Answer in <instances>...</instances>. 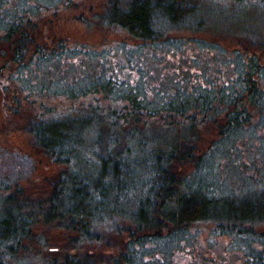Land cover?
<instances>
[{
    "label": "rangeland",
    "instance_id": "374dc122",
    "mask_svg": "<svg viewBox=\"0 0 264 264\" xmlns=\"http://www.w3.org/2000/svg\"><path fill=\"white\" fill-rule=\"evenodd\" d=\"M117 1L9 0V5L14 7V10L38 7L36 9L39 11L38 16L36 14V17H33L30 25L35 27L32 34L36 44L40 46L50 44V51L57 50L59 44H64L71 51L67 53L62 64L55 61L52 66L49 63L36 66L35 69L43 76L46 73L48 75L50 70L49 76H44L40 83H45L48 77L52 81L51 85L59 81L65 85L70 81L71 87L78 89L85 84L87 74L91 71L88 66L93 64L97 68L95 72L106 76L115 70L116 73L112 74L114 78L124 80L131 89H135L131 95L141 98L144 106L152 108L179 101L186 95L192 96V87L198 83L220 88L236 72L237 75L243 73L242 75L247 78L246 66L242 68L239 59L253 58L259 63L262 72L259 74L254 72L252 77L256 82L259 81L260 88L264 89L262 0L186 1V9L192 12L188 19L177 24H170L161 19L155 20V26L160 33L159 35L156 33V39L145 41L135 38L125 27L109 17L110 9ZM40 2L44 3L43 6L39 5ZM125 2L126 0H119L118 6L123 8ZM46 5L48 7H45ZM74 48L87 49L88 53H78L73 50ZM1 49L0 45V157L2 156L0 162L4 164L0 173L6 171L7 175L14 179L22 177L19 180L20 204L26 203V206L27 204L30 206L43 203L44 199L51 195L54 184L63 171L68 172L70 169L71 174L75 175V171L81 170L84 172L80 174H88L87 177L91 178L93 168L95 166L97 170L100 168L98 161L100 158L105 159V154L111 155L113 160L120 164L119 169L123 174L134 172L140 177L143 176V169L146 167L144 160L156 153L155 148L163 151L172 150L173 145L178 147L184 145L186 148L194 147L195 154L202 155L218 137L219 124L224 117L220 119L221 121H213L209 119L210 117L203 121L202 116L195 117L192 110L186 111L181 117H176L177 122L172 121L169 124H165L166 122L159 118L154 120L146 118L139 120V123H131V118L128 123L123 120L119 122L120 126L117 125L113 129L114 133L103 140H98V143L94 140V125L90 124L86 129L80 127L78 129L80 132L74 137L79 139L77 142L81 147L75 149V146H72L73 150L79 152L80 157L85 156L88 162L82 159L81 166L75 165V161L80 160L77 155L75 161L64 163L50 157L37 145L30 131V121L36 119L33 115L39 114L38 105H27L28 102L22 99L23 94L15 90L14 83L7 87L8 90L3 89L5 77L7 79L10 73L19 67H15L13 61L9 62L11 58H8L7 53ZM4 50L7 51L6 48ZM88 57L91 58L89 65ZM127 60L132 62L134 67L126 63L125 68L120 69L121 63L128 62ZM72 61L74 64L69 63ZM81 71L84 78L78 76ZM8 72L10 73L7 75ZM28 76L35 80L31 74ZM199 89L194 92L195 96L201 95ZM114 91L113 94L118 95L116 98L119 99L118 102L112 104L111 100H103L100 102L101 107H108L111 104L113 107L116 106L115 108L130 107V100L123 96L128 92L119 87L114 88ZM18 100H21L20 103ZM44 100L48 107L43 110V116L36 121H52L53 118L62 116L72 119L71 117L88 113V107L84 108L82 101L64 98L59 101L50 97L49 100ZM248 109L253 113V121L250 124H257L261 118L260 113L253 107ZM262 111L264 112V107ZM103 115L102 117L106 119L108 113L105 114L104 111ZM69 124L71 127L77 126V122ZM189 125H192L190 133L187 132ZM263 126L264 123L258 130L260 136L250 133L253 131L251 125L248 126L245 137L238 141L241 150L237 153L227 151L230 153L225 155L228 164L222 165V169H219L218 182L224 181L223 183L231 188L241 187L242 169L236 166L237 162L243 164L258 161L255 146L259 144L257 140L263 137L261 135ZM5 151H9L10 155L3 156ZM20 156L24 163L19 160ZM138 159L143 164L138 162ZM171 171L178 179H185L195 171L194 159L182 162L177 159L173 162ZM220 185H222L220 188H225V185ZM136 193L138 192L128 193L127 198L131 201L129 200L128 206L125 205V210L119 208L111 217H107L108 220L91 224L93 228L89 238L80 237L75 228H65L57 221L45 222L40 216L35 218L37 221L31 224L30 234L24 236L17 247L12 248L14 254L2 259L1 264H66L73 260L80 262L86 260L90 262L89 264L243 262L241 253L232 247V239L229 236L211 234V229L215 226L211 221L192 223L188 227L189 235L170 238L165 243L162 240H148L135 254L129 252L131 242L138 243L145 237L144 235L154 234L151 231L147 233L135 231L130 221V213L132 214L135 208L132 198L135 201ZM253 229L264 236V221H258ZM161 234L169 235L163 228ZM129 255L131 260L128 263Z\"/></svg>",
    "mask_w": 264,
    "mask_h": 264
},
{
    "label": "trees",
    "instance_id": "16d2710c",
    "mask_svg": "<svg viewBox=\"0 0 264 264\" xmlns=\"http://www.w3.org/2000/svg\"><path fill=\"white\" fill-rule=\"evenodd\" d=\"M186 1L189 0H126L123 8H120L118 0L110 9L109 17L125 27L135 38L143 41L156 39V33L159 35L160 30L156 28L155 20L161 19L170 24H177L192 15V12L186 9ZM261 3L264 5V0ZM43 4L39 3L40 6ZM37 8L32 6L14 10V7L9 5V0H0L1 50L11 58L9 62L13 61L15 67H19L12 74L7 73L10 75L7 79L5 77L3 89L8 90L7 87L14 83L15 90L23 94L22 99L28 102L27 105L37 104L39 114H34V119L43 116V110L48 107L44 99L49 100V97L59 101L63 98L82 101L83 107H88V113L71 117L72 119L62 116L53 118L52 121L36 119L30 121V131L35 142L50 157L64 163L75 161L79 152L73 150V147L76 149L81 146L77 142L79 139L74 137L80 132L78 131L80 127L86 129L90 124L94 125V140L98 143V140H103L114 133L113 129L117 125L120 126L119 122L125 120L128 123L130 118L131 123H139L146 118L152 120L159 118L164 120L165 124H169L172 121L177 122L176 117L185 115L189 110L193 111L195 117L202 116L203 121L208 117L213 121L224 118L223 121L220 120L217 139L210 143L209 150L202 155H196L194 147L186 148L184 145V147L173 145L172 150L163 151L155 148L156 153L144 160L146 167L143 169V176L137 177L134 172L123 174L119 169L120 164L115 162L111 155L105 154V159L100 158L98 161L100 168L98 170L97 166L93 168L91 178L87 177L88 174H80L84 172L81 170L75 171L76 174L79 173L77 176L71 174L70 169L68 172L63 171L54 184L51 195L44 199L43 203L30 206L29 204L26 206V203L20 204L19 180L22 177L14 179L7 175L6 171L0 173V255L3 256V258L0 256V264L2 259L11 257L15 252L12 248L17 247L21 239L30 234L31 224L37 221L35 218L40 216L45 222L57 221L65 228H75L80 237L89 238L93 228L91 224L108 220L107 217H111L119 208L125 210V205L128 206L131 201L127 198L130 191L138 192L135 194V201L132 198L135 208L132 214L130 213V221L135 231H145L142 233L151 231L154 234L144 235L145 237L138 243L131 242L129 252L135 254L148 240H162L165 243L170 238L189 235L188 227L192 223L211 221L215 223L211 234L229 236L232 239V247L241 253L243 261L241 264H264V236L253 229L258 221H264V126L261 134L263 137L257 140L259 144L255 146L258 161L256 163L248 161L243 163L244 165L237 162L236 166L242 169L241 187L231 188L223 183L224 181H217L219 169H222V165L228 164L225 155L241 150L238 141L245 137L247 127L251 125L253 132L250 133L260 136L258 130L264 123L262 111L264 89L260 88L261 83L252 77V73L262 72L259 63L253 58L249 60L241 58L239 62L242 68L246 66L247 78L242 75L243 73L237 75L236 72L220 88L198 83L192 87V96L186 95L184 99L172 101L173 104L170 102L152 108L144 106L141 98L132 96L131 93L135 89H131L124 80L114 78L112 74L116 73L115 70L108 73V76L95 72L97 68L93 64L89 65L91 63L89 57L87 64L91 70L90 74H87L85 84L78 89L72 88L70 81L65 85L61 81L51 85L52 81L48 77L45 83H40L47 73L43 76L36 70V66L44 63L52 66L55 61L62 64L67 53L71 51L64 44H59L57 50L50 51V44L40 46L35 43L32 34L35 27L30 25L33 17L39 13ZM154 34L156 36H153ZM5 48L8 52L4 50ZM73 50L88 53L87 49ZM127 61L121 63L119 68H125L126 63L134 67L132 62ZM69 63L74 64L73 61ZM82 71L78 76L84 78ZM49 74L50 70L47 76ZM76 81L77 79L74 80ZM116 87L128 92L123 96L130 100V107H113L112 104L119 100L116 99L118 95L113 94ZM198 88L201 95L195 96L194 92ZM103 100H111V106L101 107L100 102ZM249 107L260 113L259 124H250L253 121V113ZM104 111L105 114L108 113L106 119L102 117ZM69 122H77V126L71 127ZM191 128L192 125H189L188 133ZM131 134L133 135V130ZM5 152L3 156L10 155L9 151ZM78 156L80 160H76L75 165L81 166L83 160L88 162L85 156ZM177 159L181 162L194 159L193 174L185 179H178L171 171V166ZM138 162L143 164L139 159ZM3 165V162H0V171ZM218 183L225 185V188H220L222 185ZM162 228L169 235L162 236ZM128 257L127 262H130L131 255ZM89 263L86 260L85 262L73 260L66 264Z\"/></svg>",
    "mask_w": 264,
    "mask_h": 264
}]
</instances>
